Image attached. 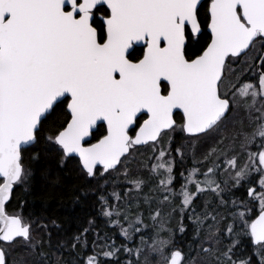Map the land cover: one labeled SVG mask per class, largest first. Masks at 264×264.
<instances>
[{
    "label": "snow or ice",
    "instance_id": "obj_1",
    "mask_svg": "<svg viewBox=\"0 0 264 264\" xmlns=\"http://www.w3.org/2000/svg\"><path fill=\"white\" fill-rule=\"evenodd\" d=\"M51 159L124 243L34 235ZM0 264H264V0H0Z\"/></svg>",
    "mask_w": 264,
    "mask_h": 264
},
{
    "label": "trees",
    "instance_id": "obj_2",
    "mask_svg": "<svg viewBox=\"0 0 264 264\" xmlns=\"http://www.w3.org/2000/svg\"><path fill=\"white\" fill-rule=\"evenodd\" d=\"M237 67H239V65H237ZM201 150L205 151L206 148ZM151 155L152 150L150 146H139L138 158L140 160L147 162ZM192 165L191 159H187L184 167L190 168ZM44 169L48 171L47 181L41 180L39 176V171ZM178 171H183V168H180ZM177 179L179 180L178 176ZM95 184V180L85 181L79 174L74 159L68 160L63 167L60 166L56 159L42 160L38 165L36 184L32 190L33 195L27 198L28 207L25 209L26 214L32 212L36 218H46L43 219L42 222L47 224L48 228L39 229L37 224V238L43 237L46 240L48 238L47 233L50 232L52 240L55 242L76 233L81 226L87 227V220L95 219L97 230L100 231L101 235L107 233L114 239L117 245L124 243L125 241L120 235L119 227L106 224L105 219L99 216V204L96 203V200L97 196L103 193L97 192L96 194H92L89 192L87 197L81 196L79 202H77L76 198L80 196V193ZM176 187H179L178 183ZM114 190L117 192L121 191L119 187L113 188L111 185L107 188L108 193ZM17 191H19V189H17ZM147 191L148 189H145V192ZM237 195H239V193H237ZM209 199H211V194L204 195L198 199L196 204L200 207L197 208V211H200L204 201ZM113 203H115V201H113ZM13 210H19L16 200H13L8 206L9 212ZM144 214L147 216L148 213L146 210ZM178 219V216L174 217L172 223L175 224ZM52 221H55L56 225L59 227H53ZM145 223L151 225V221L149 220H146ZM185 224L189 225V236H191L190 222L185 220ZM92 238L93 234H90L89 240ZM136 239L138 242L139 236H137ZM131 246L132 245L129 244V247ZM44 251H49V249L45 248ZM65 255H67V253H65ZM122 258L128 259L129 257L125 255Z\"/></svg>",
    "mask_w": 264,
    "mask_h": 264
},
{
    "label": "rangeland",
    "instance_id": "obj_3",
    "mask_svg": "<svg viewBox=\"0 0 264 264\" xmlns=\"http://www.w3.org/2000/svg\"><path fill=\"white\" fill-rule=\"evenodd\" d=\"M191 167H193V165H192V166H190V168H191ZM178 184H179V183H178ZM36 234H37V233H35L34 235H36Z\"/></svg>",
    "mask_w": 264,
    "mask_h": 264
}]
</instances>
